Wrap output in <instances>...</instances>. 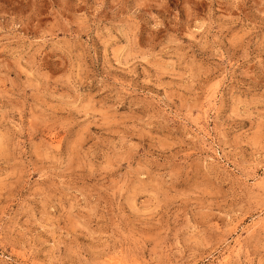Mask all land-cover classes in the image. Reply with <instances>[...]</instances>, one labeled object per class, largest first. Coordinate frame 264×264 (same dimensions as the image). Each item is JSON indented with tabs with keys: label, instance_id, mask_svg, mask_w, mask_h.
<instances>
[{
	"label": "rangeland",
	"instance_id": "rangeland-1",
	"mask_svg": "<svg viewBox=\"0 0 264 264\" xmlns=\"http://www.w3.org/2000/svg\"><path fill=\"white\" fill-rule=\"evenodd\" d=\"M0 264H264V0H0Z\"/></svg>",
	"mask_w": 264,
	"mask_h": 264
}]
</instances>
